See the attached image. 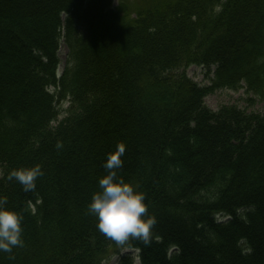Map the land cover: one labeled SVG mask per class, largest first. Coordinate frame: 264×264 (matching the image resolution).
Wrapping results in <instances>:
<instances>
[{
    "label": "trees",
    "instance_id": "obj_1",
    "mask_svg": "<svg viewBox=\"0 0 264 264\" xmlns=\"http://www.w3.org/2000/svg\"><path fill=\"white\" fill-rule=\"evenodd\" d=\"M242 85L264 100V0H0V197L23 217L0 264H264V112L204 103ZM121 142L117 176L156 217L147 244L87 209ZM34 164V190L6 178Z\"/></svg>",
    "mask_w": 264,
    "mask_h": 264
},
{
    "label": "clouds",
    "instance_id": "obj_2",
    "mask_svg": "<svg viewBox=\"0 0 264 264\" xmlns=\"http://www.w3.org/2000/svg\"><path fill=\"white\" fill-rule=\"evenodd\" d=\"M57 141L56 147L60 148ZM125 145L117 144L114 151L107 154L103 168L107 173L98 180L100 191L94 192L87 204V209L96 217V227L106 237L124 244L130 238L150 242L152 227L157 222L155 215L148 214L145 193L136 185L125 182L117 176L116 169L122 166ZM43 175L39 164L30 167L10 169L7 179H15L22 190L35 189L36 178ZM6 197H0V250L10 252L14 246H22V215L5 206Z\"/></svg>",
    "mask_w": 264,
    "mask_h": 264
},
{
    "label": "rangeland",
    "instance_id": "obj_3",
    "mask_svg": "<svg viewBox=\"0 0 264 264\" xmlns=\"http://www.w3.org/2000/svg\"><path fill=\"white\" fill-rule=\"evenodd\" d=\"M118 0H113V3L116 4ZM139 3V0H129V5L132 7ZM60 57V62L58 65V73H61L67 59V47L66 45L61 42L58 50ZM187 75L193 79L194 81L198 82L199 84L206 85L210 83L211 75L207 74L206 69L202 65L198 64H190L185 69ZM244 86H240L237 89L228 88V87H219L218 89H214L213 91H209L207 95L204 97V103L211 109H217L221 104L227 103H235L239 107L246 108L247 110H259L264 112V100L255 99V101H251L247 99V96L252 95L251 93H246L244 90ZM67 99H61L56 107L59 106L60 109H64L68 105ZM61 112L59 115H61ZM131 251L128 248H123L121 252ZM132 253L135 251L132 250ZM118 256L111 255L108 258L104 259L103 264H116ZM138 264V259H135V263Z\"/></svg>",
    "mask_w": 264,
    "mask_h": 264
}]
</instances>
